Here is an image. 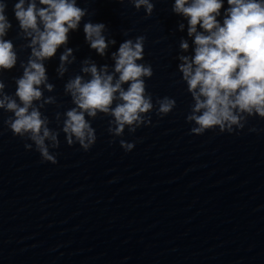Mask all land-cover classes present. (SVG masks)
Instances as JSON below:
<instances>
[{
	"label": "clouds",
	"instance_id": "1",
	"mask_svg": "<svg viewBox=\"0 0 264 264\" xmlns=\"http://www.w3.org/2000/svg\"><path fill=\"white\" fill-rule=\"evenodd\" d=\"M25 2L18 0L13 11L20 29L31 37V55L26 64H21L23 73L15 78L14 94L5 92L6 85L0 79V109L12 113L3 121L12 134L31 141L25 144L26 149L35 145L43 161L56 164V155L50 149L60 146L61 131L69 146L78 143L87 151L95 144L96 130L88 118L95 119L98 114L111 117L107 131L113 137H122L126 128L135 133L141 126L150 125L148 114L154 108L160 117L173 111L174 98H156L154 104L147 91L145 78L153 76V69L150 64L139 63L144 59L146 40L141 35L124 40L111 54L115 62L112 73L106 64L98 68L91 60L82 62L83 75L71 77L64 85V93L74 106L63 113L59 130L50 128V120L41 109L57 101L44 96V90L52 92L54 85L48 83L43 62L68 43L70 30H77L89 13L78 6L77 0H39L44 6L41 8H37L36 0H27V6ZM127 2L137 11L143 7L147 16L154 11L152 0ZM226 2L227 8L224 0H174L172 8L175 14L187 18V34L194 37V55L178 57V71L193 100L186 121L194 125L190 129L194 135L217 127L221 133H232L242 130L250 117L264 119V0ZM6 7V2H0V70H11L17 64L13 43L4 39L12 27ZM222 9L221 23L217 17ZM106 31L107 26L101 22L88 20L83 24L85 40L100 56L106 55L109 44H116L115 39L107 38ZM180 48L187 52L188 42L181 40ZM59 59L57 72L63 77L68 72L66 65L75 61L73 49L66 48ZM85 75L90 78L85 79ZM61 115H55L58 125ZM120 145L125 151L135 147L124 140Z\"/></svg>",
	"mask_w": 264,
	"mask_h": 264
}]
</instances>
